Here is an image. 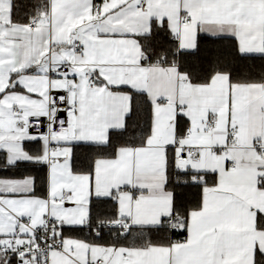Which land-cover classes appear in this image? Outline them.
<instances>
[{
  "label": "snow or ice",
  "instance_id": "snow-or-ice-1",
  "mask_svg": "<svg viewBox=\"0 0 264 264\" xmlns=\"http://www.w3.org/2000/svg\"><path fill=\"white\" fill-rule=\"evenodd\" d=\"M0 264H264V0H0Z\"/></svg>",
  "mask_w": 264,
  "mask_h": 264
}]
</instances>
